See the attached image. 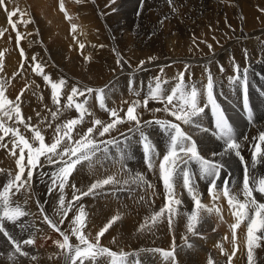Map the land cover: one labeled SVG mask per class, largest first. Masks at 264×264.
<instances>
[{"label": "bare ground", "instance_id": "6f19581e", "mask_svg": "<svg viewBox=\"0 0 264 264\" xmlns=\"http://www.w3.org/2000/svg\"><path fill=\"white\" fill-rule=\"evenodd\" d=\"M19 1L9 0L7 6L11 7L12 11L22 9L23 13H29V10H25V6L22 8V1L20 3ZM40 1L38 0L37 3L39 14L35 18L37 27L34 21L29 27L26 25L25 30L31 33L27 38L29 43H35L41 37L38 36L39 15L42 17L47 15V33L50 32V27H53L52 30L57 26L59 29L67 27L63 17L58 18L52 14L53 10L50 11V8L41 4ZM137 1L139 4L133 1L130 3V0H84L83 14L91 16L83 18L84 38H88V36L85 37L88 33L91 39H97L99 45L114 42V45L123 52L117 57L111 49L109 52L112 54L107 55L103 50L104 54L95 67L92 63H84V56L81 57L77 53L76 59L69 58V61H61V56L64 54L62 45L60 48H53L52 55L56 63L49 67L54 70H70L78 77L82 76L84 84L87 78H90L92 84L88 80V87L84 89L93 88V86L98 89L106 86L103 89L107 109L121 112L123 115L119 116L125 118V122L117 123L110 132L103 136L94 132L96 139L101 142L113 141L111 143L114 145L113 148H108L103 154L101 152L91 164L88 161H82L84 164H80L79 168L76 167L68 177L63 193L60 191L59 182L56 185L59 191L53 192L52 178L44 179L42 182L38 179L45 171L57 167L48 165L44 157L40 158L43 166H38L33 171L31 190L21 189L20 192L11 196L12 205L18 204L29 214L20 217L15 223L4 221V227L15 239L23 242L33 238L34 243L31 245L22 243V251L27 255H21L14 251L7 237L0 233V264H70V261L65 258L64 250L55 243L56 241L62 242L63 236L44 220L41 206L44 214L58 225L61 232L69 236V242L73 246L79 245V240L72 235V221L81 207L86 213V226L83 232L92 242H95L97 233L116 218L107 231L100 236L99 243L100 246L111 251L131 254L128 257V264H135L136 261L139 264H249L248 222L245 220L241 223V235L236 244L239 235H235L234 240L229 229L236 223L233 209L225 201V196L221 194H216V199L211 198L204 202L207 195L206 190L212 178H202L200 166L196 162H190L186 167L191 168L192 184L199 194L201 203L206 208H212L213 211L209 213L206 209H197L188 191L184 190L182 176H177L174 192L176 199H179L181 203L175 206L176 212L172 214L171 226L167 210L155 223L152 222L153 215L165 208L168 199L165 189H161L164 184L159 181L160 172L156 169L157 167L149 168L148 166L145 150H141L142 138L139 134L143 132L154 149L152 164L157 161L160 165L169 146V136L165 131H157L160 129H150L153 123L146 125L145 122L155 117L159 120L160 117L164 118L163 120L180 124L182 130L196 141L200 156L209 161L217 158L216 161L224 165L219 184L225 180L228 181L227 184L231 191L238 194L241 201L244 200L242 188L246 171L250 185L252 178L257 180L264 178V158L258 157L257 162L255 164L253 162L254 145L259 143V136L264 133V15L260 14L264 7L255 9L251 4V2L255 4L258 1V4L264 6V0H149L146 9L150 12H147L145 17H142V7L144 8L142 0ZM219 1L223 4H219ZM114 4L117 7L116 11L120 12L118 15H114ZM129 6L133 8H129L130 11H124ZM133 16H135L134 19ZM121 18L123 19L120 20ZM254 18L257 20L249 24V21ZM213 21L216 24V30L211 37L216 42L209 43L203 36L205 35L203 30H206ZM122 22L125 24L122 25ZM49 23L52 26L49 27ZM1 25L4 23L2 22ZM35 30L37 35H35ZM190 36H195L192 38V43L190 42L192 49H196L194 47L196 42L205 41L206 45H204L207 47L202 45V49H206L205 53L201 56H193L179 50L180 53L174 54L175 49L188 45L186 40ZM87 43L94 44V41ZM100 48L102 51V47ZM141 49L150 50L159 61L150 62L151 58H149L144 62L147 58L135 60L127 55L128 50ZM34 53L35 45L28 53L30 63L35 62L32 59ZM88 56L91 57L90 54ZM125 56L132 64H139L132 65L125 59ZM107 58L109 59L107 63L99 66L100 62L105 63ZM89 61L91 62V58ZM189 65L192 66L188 67ZM84 68L87 73H84ZM245 69L247 70L246 85L243 79ZM185 71H187L183 77L185 85L189 87L194 85L199 90V106L204 107L202 114L193 117L192 124L176 121L173 116L163 110L165 102L149 98L150 87H154L156 78L162 81L165 78L169 80L167 84L165 83L166 86L164 82L162 83L164 95L167 96L179 82V74ZM209 73L213 79V96L225 106L226 111L224 112L233 128L235 139L240 144L239 156L233 151L226 152L225 141L214 134L216 131L214 116L207 115L208 107L211 108V105L205 107ZM237 76L240 78L237 79ZM174 77H178V80L175 79L171 83L170 78ZM240 91L245 92L244 96H247L251 116L244 107V101L241 102ZM67 97H63V104L62 102L59 104L64 115L61 114L58 123L52 120V113L58 110V106L53 101L51 86L46 81L40 85L38 91L33 86L24 99L15 103L19 104L25 122L33 126L45 127V143L50 144L57 124L79 116L77 111L65 108L68 103ZM146 98H148V103L145 106L143 102ZM84 99L87 101L85 106L91 115H85L83 122L76 126L77 128L84 127L79 130L80 133L84 134L89 127H93L95 119L101 120L105 125L111 123L112 116L108 114L109 111L100 107L96 93L89 94ZM136 101L140 102V106L136 107L142 122L139 131L134 123L131 124L126 120L127 109ZM174 103L178 101L174 100ZM168 107L172 106L168 105ZM39 109L45 112L44 118L42 116L38 118V115L31 113L32 110H38L40 113ZM65 114L68 115L67 118H64ZM47 116L50 117L52 123L45 120ZM0 118L4 120L6 126L18 127L24 135H29L31 139L32 133L23 128V124H16L15 117L10 121L2 117L0 113ZM49 124L52 127H48ZM197 124L201 127H196ZM201 128L208 129V131H202ZM131 133L135 134L131 136ZM0 135H3L2 131ZM11 141V134L6 140L4 137L3 141H0V144L6 145V147L0 146V191L14 179L19 171L16 163L19 149L16 150V155H12ZM101 142H97L100 149L105 145ZM68 143L65 141L61 145V150ZM261 147L264 149V145ZM24 162H27V159ZM125 167L129 168V179L124 175ZM112 175L117 176L114 177L115 182L103 185L89 195H81L88 192L96 181ZM23 176L27 177L26 171ZM50 187H52L51 192H49ZM61 195L64 196L65 206L69 201H73V207L66 217L58 211ZM253 195L258 202L264 203V194L254 191ZM75 196H80V198L74 200ZM216 209H219V212ZM194 211L199 212V222L194 228L195 234L188 230L189 216ZM62 219L63 223H60ZM254 235L260 237L261 233L256 232ZM153 249L174 251V260L166 259L161 252L152 251ZM252 256L251 264H264V237L254 240ZM84 264H110V258L106 255L100 256L94 261L85 260Z\"/></svg>", "mask_w": 264, "mask_h": 264}, {"label": "snow or ice", "instance_id": "6c2138e0", "mask_svg": "<svg viewBox=\"0 0 264 264\" xmlns=\"http://www.w3.org/2000/svg\"><path fill=\"white\" fill-rule=\"evenodd\" d=\"M80 2V0H77ZM0 3H3V0H0ZM60 9L65 12V16L68 19L71 17L68 16L67 11L64 7V0H60ZM14 11L11 15H15ZM73 31L76 30L77 26L72 25ZM19 39V33H18ZM81 48L84 47L83 44L80 45ZM211 48V45H209ZM21 55L23 56V50L21 49ZM33 61L36 60L35 57L32 58ZM119 63V61H118ZM143 64V61L141 62ZM2 69V65H0ZM33 71L38 72V74H43V68L39 63H36ZM247 70L245 69L244 83L246 85L247 81ZM184 73L179 74V82L171 90V94L165 96L164 89L162 88V82L159 78H156V83L154 87H150L149 98L153 100H159L165 102V112H168L171 116L175 118L176 121H182L184 124H192L193 117H197L204 112V107L199 106V90L193 86H186L184 83ZM240 77L237 76V79ZM44 79L48 82L52 89V97L55 104L58 106L60 104V91L65 84L64 80L59 82H53L50 80V77L44 75ZM166 83V81L164 82ZM94 90L91 88L80 90L73 88L71 94L67 97L68 103L65 107H75L76 111L79 113L78 118L69 119L64 121L62 124H57L54 129V135L52 142L45 143V136L39 126H33L24 121L20 106L18 103H15L9 100L5 96V89L3 83L0 82V113L2 117H6L8 120H13L15 117L16 124H23L24 128L32 133L31 139L27 138L18 127L6 126V123L2 118H0V131L3 135H0V141H3L4 137L12 136V155H16V150L19 149V156L17 158V167L19 169L18 173L11 180L8 185H6L2 191H0V233H3L9 242L13 245L14 251L19 252L21 255H27V253L22 251V243L31 245L34 243L33 238L24 240L23 242L15 239L4 227V221L8 220L15 223L19 220L20 217L28 215L29 213L25 212L18 204L16 206L12 205L11 196L20 192L21 189L25 191L31 190V179L33 176V171L39 166L43 165L40 162V158L44 157L50 165L61 164L52 175V186H56L59 182V188L61 193H63L64 185L68 180V177L75 170L76 166L82 161H88L89 164L92 163V158L98 151H101L99 144L92 134L97 130L96 126H101L99 135L103 136L105 133L110 132L117 123L125 122V118H121L119 113L115 109H107L105 105V94L103 89L95 90L97 92V100L100 104V107L109 111L110 116L114 119L111 123L103 124L99 119L93 121V127H89L87 131L80 137L79 140L73 142L72 132L75 130L76 126L81 124L85 118V115H91L88 109L85 107L87 101L85 100L82 103L74 102L75 96H83L85 92L91 94ZM23 92H21V95ZM206 95H207V104L211 105L212 113L215 118V135L218 138L225 141L226 152L233 151L237 156L240 155L239 149L240 144L235 139L234 131L231 124L228 121V118L224 111L221 109L220 105L217 104L213 96V79L211 73L208 75V83L206 85ZM20 97L17 96V101ZM178 101V103H174ZM144 105L148 103V98L144 100ZM168 105L172 107L169 108ZM140 106V102H134L126 112V120L135 121L137 125V130H140V119L138 115H134L136 107ZM244 107L248 111L249 116H251V110L248 105L247 96L245 95ZM159 110V109H158ZM53 119L58 117L57 112L52 113ZM158 124L169 136V146L166 154L163 156V159L159 165L160 168V178L163 181L165 191L167 194L168 203L165 205V208H162L159 213H156L151 218L152 222L155 223L167 210L169 225L171 226L172 214L176 212V207L181 203L179 199L175 198V180L177 176L183 177V186L187 189L188 193L192 197L195 207L197 209H206L209 213L213 211L212 208H206L205 205L201 203L199 194L195 191V186L191 182V172L187 169V165L190 162H196L200 166V173L202 178H212L209 186V194L213 195L214 190L216 189V179L219 178L221 170L224 168V165L221 162L209 161L202 156H200L196 141L192 139L190 135L185 133L180 124L174 123L167 120H155V121H146L145 124ZM196 127H201L200 125H195ZM48 127H52L51 124ZM202 131H208V129L201 128ZM141 138L144 141L145 153L148 158L149 168L153 167L152 164V155L155 154L154 149L148 143L147 136L141 132ZM68 141L67 146L63 147L61 150V145ZM111 144L113 141L101 142ZM261 145H264V133L259 136V143L254 145L253 151V162H257V158H264V149ZM0 146L6 147V145L0 144ZM107 151V149H104ZM67 157V159H65ZM27 159V163L24 161ZM241 159H243L241 157ZM182 165L184 167H182ZM27 169V177L24 178L23 174ZM142 179V177H141ZM115 182L114 177L109 176L106 179L98 180L91 185L88 192L82 193L81 195H89L94 192L95 189L102 187L103 185ZM75 187V186H73ZM151 187V185H149ZM13 189L15 191H13ZM52 191L50 187L49 192ZM259 192L264 194V178H252V184L249 183V176L246 171V175L243 181V196L244 200L241 201L238 198V194L233 193L229 188L227 182L224 184L222 190L223 195L227 198L229 206L233 209V215L236 218V223L231 225L233 230V239L235 240V230L243 221H247V246H248V258L249 264L252 261V247L254 240L264 237V203H260L256 200L253 193ZM80 196H75L74 200H78ZM217 196L213 195V199H216ZM39 203V202H37ZM73 207V201H69L65 206L64 196L61 195L59 200V209L58 211L63 213V216L66 217L68 212ZM219 212V209H216ZM41 213L44 215V220L51 226L55 231L60 232L63 236V241H56L55 243L58 247L65 252V258L70 261V264H84L85 260L94 261L97 257L108 256L110 258V264H128L129 253L125 252H114L108 248L100 246L99 240L100 236L107 231L108 227L111 226V223L115 221L113 219L108 225L105 226L99 233H97L95 242H92L84 234L83 228L86 226V213H84L83 208L81 207L78 214L74 217L72 221V235L76 236L79 240V245L73 246L69 242V236L64 232L60 231L58 225L51 220L46 214H44L43 207L41 206ZM199 222V212L194 211L189 216L188 230L194 233V228L196 223ZM63 223V219L60 221ZM260 232L261 236L257 237L254 234ZM152 251L161 252L166 259H173L175 257L174 251H165L162 249H153ZM235 253H233L234 255ZM136 264H139L136 261Z\"/></svg>", "mask_w": 264, "mask_h": 264}, {"label": "rangeland", "instance_id": "374dc122", "mask_svg": "<svg viewBox=\"0 0 264 264\" xmlns=\"http://www.w3.org/2000/svg\"><path fill=\"white\" fill-rule=\"evenodd\" d=\"M132 1L139 4V2L137 0H135V1L134 0H130V3ZM252 1H254V0H252ZM20 2L23 4L22 8H24V6H25V10H27V11L29 10V13H23L22 9H18V10L15 9L16 14L15 15H11V13L14 10L12 11L11 7L7 6V4L9 3V0H3V3H0V65H2V69H0V82L3 83L4 89H5V96L9 100H11L13 102L17 101V96L20 97L19 101L24 99L26 94L33 88V86H35L36 90L38 91L40 85L45 81L44 75H47L48 77H50V80L53 81V82H59L60 80H64L65 81V84L63 85V87H62V89L60 91V95H61L60 96V102H62V104H63V97L69 96L71 94L72 89L74 87L77 88V89H80V90H85L84 88L88 87L87 81L89 80L88 82L91 83L90 78H87V81L84 84L83 77L82 76L78 77L76 73H74V72H72L70 70H66V69L54 70V69H51L49 66L51 64H55L56 63V61L54 60L53 55H52L53 54V48H60L61 45H62V47H63L62 49H64V54H62L63 56H61V61H69V58L76 59L75 57H76V53H77L81 57L84 56V63H92V65L95 66V67H97L96 64L99 63L100 57L104 54V51H106V55L111 53V52L114 53L115 57H117L120 53L121 54L123 53L119 49L118 46L114 45V42H111L110 44L99 45L97 39H95V38L91 39L90 36L88 35L87 32H89V34H91L90 31L86 32L87 34H86L85 37L88 36V38H84L83 18L91 17V16H85L83 14L84 13V10H83L84 9V0H80V2H77V0H68V2H67V0H65L64 6H65V9L67 11L68 16L71 17V19L66 18L65 12L61 11V9H60V0H41L40 1L41 4H43L44 6L46 5L47 8H50V11L53 10V11H51L52 14H55L56 16H58V18H62L63 17L64 22L67 23V27L63 28V29H59V26H57V27H55L57 30L55 28L52 30L53 27L51 28L50 26H52V25L49 23L50 32L47 33L46 32L47 31L46 29L48 28V25H46V21H48L47 20V15L46 14L44 15L45 18L42 17V15H39V19H38V28H39L38 36L39 37L41 36V37L38 38L39 41L37 40V42H35V43H29L28 39H27L29 33L25 29H26V25L29 27L31 25L32 21H34V25H35V18H37V14H39V9H38V6H37L38 0H31V1L30 0H20L19 3ZM148 3H149V0H145V2H144V0H142V6H144V8L142 7V17H145L146 13L150 12L149 9H146L147 6H148ZM219 4H223V3H221L219 1ZM251 4L253 5V7H255V9H257L258 7H264V6H261L260 4H258V1L255 3L256 5L253 2H251ZM115 5L116 4H114V9H115L114 10V15H118V14H120V12L116 11L117 7ZM129 8L131 9L133 7L129 6L128 8H126L128 10L125 9L124 11H130ZM260 14H261V16L264 15V8H263V10L260 11ZM80 16H82V17H80ZM43 18H44V21H43ZM134 18H135V16H133V19ZM122 19L123 18H121L120 20H122ZM256 20H257L256 18L251 19L249 21V24L250 23L253 24L252 22H254ZM2 22L4 23V25H1ZM124 24H125V22H122V25H124ZM44 25H45V27L46 26L47 27L45 28ZM72 25H76L77 26L75 31H73ZM35 27H37V26L35 25ZM40 30H42V31H40ZM215 30H216V24H215L214 21L208 26V28L206 30H203V32L205 33V35H203V36H204L205 40H207L209 43L216 42V40L213 37H211V35L214 33ZM44 31L46 32V34H45ZM60 31H62V33H60ZM18 33H19V39H18ZM41 33H42V35H41ZM58 33L61 34V35H59ZM35 35H37L36 34V30H35ZM62 36H64V38ZM193 37L195 38V36H190V38H188L186 40V41H188V45L183 46L181 49H175L174 54L180 53L179 52V50H180L181 52H186V53L192 54L193 56H201V55H203L205 53L206 49L203 50L202 49V45L205 44V41L202 40V41L196 42V44L194 46V47H196V49H192L191 43H192V38ZM91 40L94 41V44L93 43H87L88 41H91ZM95 42L97 43V45H96ZM57 44L60 45V46H58ZM81 44L84 45L83 48L80 47ZM34 45H35V53H34V55L33 54L32 55L36 58V60H35L34 63H30L31 59H30V55L28 53H30V51H31V49H32V47ZM205 45H204V47H207ZM95 46H96V48H95ZM87 47L91 48V49H88ZM100 47H102V51L104 50L103 52L100 51V49H101ZM21 49L23 50V53H24L23 56L21 55ZM94 49H95L96 53L94 52ZM110 49H111V52H109ZM117 51H118V53H115ZM92 52H94V54ZM88 54H90L91 57H89ZM127 55L131 59H135V60H139V58H143V57L147 58V59L144 60V62L148 61L149 58H151L150 62H154V60L159 61L158 57L155 58V55L153 54V52H151L150 50H145V49H141V50H137V51L128 50V54ZM57 56H60V55H57ZM90 58H91V62L89 61ZM159 58L163 59L162 57H159ZM125 59L127 61H129L127 56H125ZM108 60L109 59L107 58L105 63H101L100 62L99 66H102V65L106 64ZM36 63H39L42 66L43 74H38V72L33 71V68L35 67ZM138 64H132V65H138ZM191 66L192 65H189L188 67H191ZM84 73H87L86 72V68H84ZM186 73H187V71H185L184 75ZM172 79L170 78V82L172 81L171 83H173V81L175 79L178 80V77H174ZM164 80L166 81V84L169 81L166 78ZM164 80L163 81L160 80V81L163 83V82H165ZM163 84L166 86L165 83H163ZM103 87L105 88L106 86H103ZM103 87H100L98 89H103ZM86 89H88V88H86ZM91 89L97 90L96 88H94V86ZM95 90L91 94H93V93L97 94V92ZM21 92H23L22 95H21ZM86 93L87 92H85V94L83 96H79V95L75 96L73 98L74 102H76V103L84 102L86 100V99H84L85 96L89 95V94H86ZM104 94H105V90H104ZM244 94H245V92H241L240 91L241 102L244 101V99H245L244 98L245 97ZM217 101L218 100H216V102ZM217 104H219L220 107H222L221 109L223 111H226L225 110V106L220 101H218ZM85 107L87 108V106H85ZM66 109L67 110L76 111L75 107L74 108H66ZM42 111L43 110L41 109L40 113H39L38 110H32L31 113L32 114L34 113L33 115H38L37 117L39 118L40 116L43 117L44 114H45V112H42ZM88 111H89V109H88ZM55 112L58 113V110L55 111ZM36 113H38V114H36ZM118 113H119V115H123L121 112H118ZM61 114H63L62 113V109L59 108V113H58L59 116L56 119H53V117H52V120H54V122L59 121V118L61 117ZM134 115H138V108H136ZM207 115H209V117L213 116L212 109L210 108V106L207 109ZM67 117H68V115L65 114L64 118H67ZM113 119L114 118L111 117L110 118V122H112ZM139 119H140V117H139ZM154 119L158 120L157 117H155V118H152L151 120L149 119L147 121H155ZM163 119L164 118H160L159 117V120H163ZM45 120H49L52 123V121H51L49 116H47V118H45ZM128 122H130L131 124L134 123V126L137 127V125H135L136 124L135 121H128ZM141 125H142V122H141V119H140V126ZM156 128L160 129V130H157ZM40 129L42 130V132H43V134L45 136V133H46L45 132V127L44 126H40ZM82 129H84V127L83 128H79V127L77 128L76 127L75 130L72 132L73 142L76 141V140H79L80 136L83 135L79 131V130H82ZM96 129H97L96 130L97 133H99V131L102 130L100 128V126H96ZM150 129L157 130V131H162V132L164 131L158 124H155V123H153V127H151ZM130 131H131V128H130ZM133 134H135V133H131V136ZM139 135L141 136V133ZM25 136L27 138H29V135H25ZM8 137L9 136H6L5 140ZM92 138H94L96 140V142H98V143L101 142V140L96 139V134H94L92 136ZM148 143L151 144L149 140H148ZM102 144H104V143H102ZM141 144H142L141 150H143V149L145 150L144 141L143 140L141 141ZM113 146L114 145L105 143V145L101 147L102 150L98 151L95 154L94 158H92V160H94L96 158V156H98L101 152L103 154L104 149H108V148H111V147L113 148ZM216 160H217V158H215L213 161H216ZM24 163L26 164L27 162H24ZM156 163H153V166L155 168L157 167L156 169L160 172V169L158 167L159 163L157 161H156ZM80 164L83 165L84 162H83V164H82V162ZM80 164H78L76 167L79 168L81 166ZM48 165H50V164H48ZM52 166H57V167H55L53 169H49L48 171H45V173L41 177H38V179H40L41 182L44 179L50 180L52 178L51 174L53 172H55L59 167H61V165L58 166V164L52 165ZM125 169H124V173H125L124 175H125L126 178L129 179V177H130L129 168L125 167ZM122 170L123 169L121 167V171ZM188 170H190V172H191V168L190 167L188 168ZM25 171H26V174H27V169H25ZM112 177H117V176L116 175H112ZM159 181H162L161 178L159 179ZM191 182L193 183L192 178H191ZM227 183H229V182L227 181ZM221 184L222 183L218 184L217 189L214 190V192H213L214 195H216V194L223 195V193L220 191L221 187H222ZM53 187H54L53 188V192L57 193V191H59V188L57 186H53ZM161 189L164 190L165 187L163 186ZM184 190H187V189L185 188ZM207 190H208V187H207ZM207 190H206L207 195H206V199L204 200V202H207V200H210L211 198H213V195H210ZM175 198H176V194H175ZM224 199H225V201L228 202L226 197ZM242 226H244V225H242ZM229 229H230V235L233 236L232 228H229ZM238 229L236 228V230H235V235H239L237 240H236V244H237L238 239H240L241 224L239 225Z\"/></svg>", "mask_w": 264, "mask_h": 264}]
</instances>
